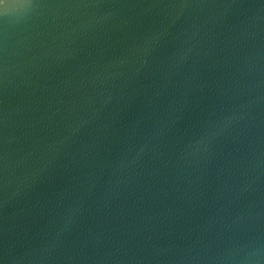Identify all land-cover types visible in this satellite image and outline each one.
Instances as JSON below:
<instances>
[{
	"label": "water",
	"instance_id": "1",
	"mask_svg": "<svg viewBox=\"0 0 264 264\" xmlns=\"http://www.w3.org/2000/svg\"><path fill=\"white\" fill-rule=\"evenodd\" d=\"M0 264H264V0H7Z\"/></svg>",
	"mask_w": 264,
	"mask_h": 264
},
{
	"label": "clouds",
	"instance_id": "2",
	"mask_svg": "<svg viewBox=\"0 0 264 264\" xmlns=\"http://www.w3.org/2000/svg\"><path fill=\"white\" fill-rule=\"evenodd\" d=\"M10 5L7 3V0H0V18L7 14V9Z\"/></svg>",
	"mask_w": 264,
	"mask_h": 264
}]
</instances>
